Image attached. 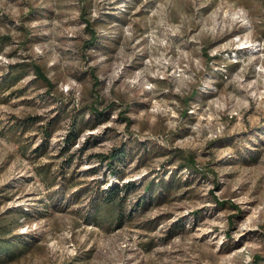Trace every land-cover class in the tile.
Returning <instances> with one entry per match:
<instances>
[{
    "label": "rangeland",
    "instance_id": "374dc122",
    "mask_svg": "<svg viewBox=\"0 0 264 264\" xmlns=\"http://www.w3.org/2000/svg\"><path fill=\"white\" fill-rule=\"evenodd\" d=\"M2 35L0 86L29 68L0 89V215L27 211L30 244L4 264H264V0H0ZM115 147L135 185L99 225L96 185L121 178L96 154Z\"/></svg>",
    "mask_w": 264,
    "mask_h": 264
},
{
    "label": "trees",
    "instance_id": "16d2710c",
    "mask_svg": "<svg viewBox=\"0 0 264 264\" xmlns=\"http://www.w3.org/2000/svg\"><path fill=\"white\" fill-rule=\"evenodd\" d=\"M96 36V35H95ZM97 41V37H94L89 43L95 44ZM11 42V37L9 35L0 36V53L5 49L6 45ZM32 69L35 71V74L39 79H41L45 85L51 87V81L46 73L43 71L42 67L38 64H32ZM29 73V68L26 63H16L9 65L5 77L1 82L0 89H10L14 85H16L20 80H22ZM93 109V107L91 108ZM104 111H98L93 109L91 115H93L98 121L102 120ZM35 117L34 119H36ZM37 120L33 121L34 123ZM44 135L43 142L38 145L34 149V154L36 156L42 155L45 153V146L48 136L52 131V127L50 124L42 127ZM78 130L75 128L74 130H70L64 137V142L60 146L59 152L61 155L68 153L71 147L75 144L77 140ZM76 152H73L66 159L67 164H63L62 166H68L70 162L76 157ZM126 154L125 147H115L108 153H98L96 154L99 161L101 163H106L108 168L113 171L116 175L121 178V181L115 182H99L96 185L94 199L92 201V208L96 207V212L90 210L89 217L95 223L99 225H109L112 221L116 223H121L126 216V206L129 197V187L134 186L135 183L127 182L123 183V171L120 170V166L122 164V160H124ZM187 167L188 164H185ZM45 167V166H44ZM43 168V167H41ZM95 171V170H93ZM61 175L65 178L67 187L73 186V176L68 177L63 169L60 170ZM42 177L45 180V183L49 186V188L53 187L57 182V178H50V169L46 168L42 173ZM120 180V179H119ZM123 183V184H121ZM105 184L104 186H102ZM143 199L140 197L137 199V203L140 205ZM16 210H10L4 214L0 215V263L4 264L10 262L12 260H16L20 258L29 248L30 244L26 241L28 239L26 234L16 232V228L20 225L19 215H28L27 211H20L18 214ZM17 216L15 217V215ZM129 216H133L134 212L130 211ZM14 217V218H13ZM109 221V222H108ZM111 227V226H108ZM69 264H78L77 262H72Z\"/></svg>",
    "mask_w": 264,
    "mask_h": 264
}]
</instances>
